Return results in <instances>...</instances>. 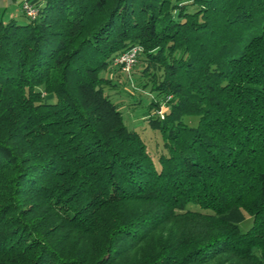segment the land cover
Returning <instances> with one entry per match:
<instances>
[{"label":"trees","instance_id":"16d2710c","mask_svg":"<svg viewBox=\"0 0 264 264\" xmlns=\"http://www.w3.org/2000/svg\"><path fill=\"white\" fill-rule=\"evenodd\" d=\"M36 6L0 14V264H264V0ZM135 45L155 155L101 75Z\"/></svg>","mask_w":264,"mask_h":264},{"label":"rangeland","instance_id":"374dc122","mask_svg":"<svg viewBox=\"0 0 264 264\" xmlns=\"http://www.w3.org/2000/svg\"><path fill=\"white\" fill-rule=\"evenodd\" d=\"M21 0H0V14L3 9L6 10L5 18H9L12 12H15L18 19L25 21L26 17L18 15L20 14L19 3ZM21 5V4H20ZM139 60L138 63L139 64ZM132 74H126L122 72L118 67L116 69H108L101 73L102 76L110 78L113 83L117 84L115 87H107L106 92L109 94L115 102L120 106V110L123 113L125 123L130 130L137 131L143 140L145 141L148 150L153 154H157L163 148V136L159 129L153 128L147 121L148 105L150 98L155 93L149 91V89H142L138 82L135 81L136 75L140 74L138 67L135 65L131 71ZM162 107L159 109L158 114L163 113ZM156 112V111H154ZM194 120V119H191ZM197 121V120H196ZM197 209V208H193ZM252 219L249 217L246 221L240 224V229L245 232L249 229ZM174 225V224H173ZM172 226V225H171ZM170 229V225L166 229ZM167 229V230H168ZM256 255H260V251L254 252ZM249 264V261L242 260L239 257L232 255H223L214 259L207 264Z\"/></svg>","mask_w":264,"mask_h":264},{"label":"built area","instance_id":"2783aa9c","mask_svg":"<svg viewBox=\"0 0 264 264\" xmlns=\"http://www.w3.org/2000/svg\"><path fill=\"white\" fill-rule=\"evenodd\" d=\"M21 9L31 18H34L38 11L36 4L29 0H23L21 2ZM141 50L142 47L139 45L131 47L129 50L115 58V65L122 66L126 74H131V71L137 62L138 54Z\"/></svg>","mask_w":264,"mask_h":264},{"label":"crops","instance_id":"0c3cea01","mask_svg":"<svg viewBox=\"0 0 264 264\" xmlns=\"http://www.w3.org/2000/svg\"><path fill=\"white\" fill-rule=\"evenodd\" d=\"M14 1H16V0H14ZM22 1H23V0L20 1V3H19V7L21 6L20 4H21ZM29 1H31V2H33V3H35V4L40 2V0H29ZM5 10H7V9H5ZM12 14L14 15L15 12H12L11 15H12Z\"/></svg>","mask_w":264,"mask_h":264}]
</instances>
